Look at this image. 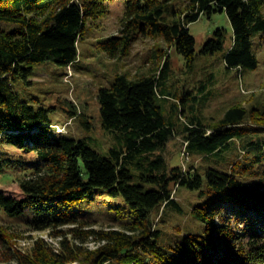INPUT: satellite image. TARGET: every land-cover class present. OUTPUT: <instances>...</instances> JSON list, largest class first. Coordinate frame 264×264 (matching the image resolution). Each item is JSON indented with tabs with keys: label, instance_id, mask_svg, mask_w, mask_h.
<instances>
[{
	"label": "trees",
	"instance_id": "1",
	"mask_svg": "<svg viewBox=\"0 0 264 264\" xmlns=\"http://www.w3.org/2000/svg\"><path fill=\"white\" fill-rule=\"evenodd\" d=\"M118 0H0V173L17 177L23 197L0 189V213L23 219L37 228L76 223L84 219L70 211L75 204L103 198H124L129 212L112 204V219L127 231L101 234L106 243L81 251L67 241L55 250L39 239L29 251L14 250L6 261L17 264H264V151L249 158L242 174L208 168L205 174L190 167L170 165L169 143L184 135L190 152L212 155L240 140L242 147H264V110L233 105L214 123L184 115L182 129L165 116L160 98L172 93L160 89L157 72L131 78L117 74L111 86L102 87L103 127L116 133L120 145L107 154L85 140L59 133L47 108H36L15 89L28 81L33 64L51 60L62 66L79 58L78 42L89 20L109 12ZM121 35L100 40L110 56L127 55L137 35L161 37L192 63L197 39L190 25L203 14L226 10L233 26V40L225 52L231 68H256L253 38L264 33V0H121ZM223 28L207 40L204 53L225 49ZM183 114V115H182ZM32 153L23 160L17 150ZM259 169V168H258ZM262 175L258 181L253 175ZM199 190L205 201L193 209L202 229L161 236L156 213L178 203L174 187ZM231 218V219H228ZM161 219V218H160ZM218 220V221H217ZM161 223V220H160ZM9 240L8 228L0 223V243Z\"/></svg>",
	"mask_w": 264,
	"mask_h": 264
},
{
	"label": "rangeland",
	"instance_id": "2",
	"mask_svg": "<svg viewBox=\"0 0 264 264\" xmlns=\"http://www.w3.org/2000/svg\"><path fill=\"white\" fill-rule=\"evenodd\" d=\"M183 8L185 0H174ZM264 13V10H263ZM123 3L114 1L109 5V12L98 19L89 20L83 36L78 42L79 58L72 65L62 66L47 60L33 64L26 83L22 78L15 84L24 99L36 108H47L57 132L69 134L85 140L88 146L107 154L112 146L120 145L116 133H110L103 127L101 104L98 98L102 87L111 86L117 74L126 73L131 78L157 72L160 75V89L172 94L160 98V104L166 117L174 119L182 129V122L188 119L179 116L180 110L188 117H198L204 122L214 123L222 119L233 105H241L248 110H264V33L254 36L253 49L258 58L256 68H231L225 60V52L233 40V26L226 10L203 14L190 25L191 32L197 39L196 58L189 63L174 46L161 37L138 34L127 55L112 57L101 48L100 40L109 36L121 35ZM223 28L227 39L225 49L215 53H204L207 40L215 36V31ZM182 114V115H183ZM182 117V116H181ZM264 137V130L260 131ZM184 135L177 136L169 143L166 155L170 165H179L188 170L190 167L205 174L208 168L233 171L243 174L245 162L258 155L263 149L250 146L245 150L240 140L231 141V145L212 155L190 152ZM23 160L33 157L32 153L17 150ZM259 168V169H258ZM254 170L264 171L261 167ZM21 171H14V176L7 177L0 173V189L7 195L23 197L17 177ZM262 175H253L258 181ZM173 197L178 203L162 207L156 213L161 236L169 238L174 234V227H180L183 233L199 231L202 223L194 216L193 209L205 201L206 196L199 190L187 186L174 187ZM119 204L124 212L129 208L124 198H103L75 204L70 211L82 218L76 223L56 224L37 228L23 219H16L0 213V223L8 228L9 240L0 243V264H17L6 257L19 249L31 250L39 239H44L56 251L67 241L81 251H92L106 243L101 234L111 230L127 231L120 222L112 219L111 205ZM161 218V219H160ZM231 219V218H228ZM161 220V223H160ZM218 221V220H217ZM68 264H81L76 261Z\"/></svg>",
	"mask_w": 264,
	"mask_h": 264
}]
</instances>
